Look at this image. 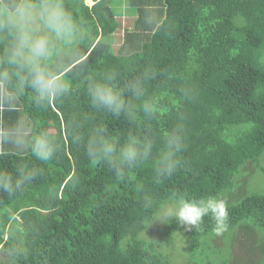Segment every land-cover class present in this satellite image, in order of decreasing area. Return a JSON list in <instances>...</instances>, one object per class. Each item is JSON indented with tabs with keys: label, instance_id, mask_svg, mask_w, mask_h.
Returning a JSON list of instances; mask_svg holds the SVG:
<instances>
[{
	"label": "trees",
	"instance_id": "obj_1",
	"mask_svg": "<svg viewBox=\"0 0 264 264\" xmlns=\"http://www.w3.org/2000/svg\"><path fill=\"white\" fill-rule=\"evenodd\" d=\"M93 1L65 0L86 30L58 65L70 92L39 107L26 90L15 110L3 111L12 123L5 130L26 118L33 134L55 139L57 151L41 162L27 146L0 150V168L27 164L41 172L13 196L0 191V264H264V191L256 184L248 193L240 182L251 177L248 167L264 177V0H117L121 10L114 0ZM122 9L139 16L125 29L127 51L114 53ZM99 30L106 39L90 46ZM108 71L121 86L145 80L160 112L146 117L130 96L133 115L93 108L88 82ZM178 124L181 165L160 184L151 161L120 177L86 155L98 127L120 141L151 137L158 148ZM209 197L226 202L222 233L211 215L191 231L175 216L160 221L180 199ZM178 230L186 238L181 250L171 246Z\"/></svg>",
	"mask_w": 264,
	"mask_h": 264
},
{
	"label": "clouds",
	"instance_id": "obj_2",
	"mask_svg": "<svg viewBox=\"0 0 264 264\" xmlns=\"http://www.w3.org/2000/svg\"><path fill=\"white\" fill-rule=\"evenodd\" d=\"M85 36V20L74 15L65 0H0V109L15 110L26 90H31L32 102L39 107L54 106L68 94L71 82L59 75L62 69L58 65L79 49ZM104 38L99 30L90 46ZM87 95L93 108L113 115L134 114L136 105L127 96L140 102L138 107L148 118L160 112L159 99L147 95L145 80L133 79L121 86L118 73L112 71L90 80ZM184 137V127L178 124L162 134L157 148L151 137L140 140L129 136L120 141L107 136L101 126L88 139L85 150L90 159L103 161L120 177L151 161L152 179L160 184L180 167ZM4 144L17 149L27 146L41 162L52 161L57 151L54 138L44 132L33 134L26 125L0 128V146ZM39 175V169L27 164L14 172L0 168V191L13 196ZM144 199L146 206H150L151 198L146 195ZM207 215L215 221L218 234L227 230V205L216 197L199 201L180 199L160 221L175 216L179 224L191 231Z\"/></svg>",
	"mask_w": 264,
	"mask_h": 264
},
{
	"label": "rangeland",
	"instance_id": "obj_3",
	"mask_svg": "<svg viewBox=\"0 0 264 264\" xmlns=\"http://www.w3.org/2000/svg\"><path fill=\"white\" fill-rule=\"evenodd\" d=\"M85 4H87L88 6L93 5L94 4V1H93V3H92V1L90 3H88L85 0ZM112 6L113 7H115V6H118L119 7V2H117V0L112 1ZM119 9L121 10V7H119ZM135 16H136V18L139 16L138 13H137V11H134L133 12V15H127V13H123L120 17H118L116 19L118 22L121 23V28H119L118 30H116L113 33V35L111 36L112 37V40H113V42L111 43V45H112V48H113V52L114 53L119 52L121 48H122L121 49V52L122 53H124L125 51H127L128 45H126L124 43V39H123L124 38V35L127 34V32H126L125 29L129 28L127 30H132L133 25H134L133 21L135 19L134 18ZM137 31H139V33H142L143 34V32L140 29L137 30ZM247 169H248V171L246 172L247 174H249V173L252 172L250 174L251 177L246 180V179H244L245 177L243 176V180H241V181L238 180V181H240V182H242L244 180L246 181V183H245V185L243 187L246 188V191L248 193L252 189V186H254L256 184H258L259 187H260V189H262L264 191V177L259 176V175H256L253 171H251V169L249 167ZM237 191L238 190H236V192ZM153 231H154V229H153V227H151L150 228V232H153ZM153 236H157V234H153ZM185 240H186L185 236L178 230V239L175 242H173V245H171V246H173L175 248H179L178 250H181V249H183V247H180V246H183V244H184L183 241H185Z\"/></svg>",
	"mask_w": 264,
	"mask_h": 264
},
{
	"label": "crops",
	"instance_id": "obj_4",
	"mask_svg": "<svg viewBox=\"0 0 264 264\" xmlns=\"http://www.w3.org/2000/svg\"><path fill=\"white\" fill-rule=\"evenodd\" d=\"M92 1V3H93V0H91ZM90 6H92V5H90ZM124 8V7H123ZM122 14L123 13H126V11H124V9H122ZM127 15H133V14H130V12H127ZM3 111H4V109H0V128H3L4 129V126L6 125V124H8V125H12V123L10 122V120L9 119H6L5 120V118H4V116H5V114L7 113V112H5V114L3 113ZM20 120H21V124H20V126H18V125H16L17 127H23V126H27L28 127V124H27V120H26V118H25V120L23 119V118H20ZM26 121V122H25ZM12 146V145H11ZM4 147H6V144H4L3 146H0V150H2Z\"/></svg>",
	"mask_w": 264,
	"mask_h": 264
}]
</instances>
